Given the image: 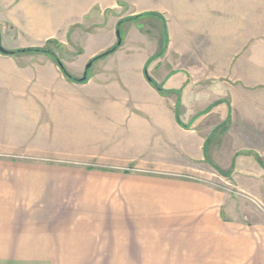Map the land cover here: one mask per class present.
Here are the masks:
<instances>
[{
  "label": "crops",
  "instance_id": "1",
  "mask_svg": "<svg viewBox=\"0 0 264 264\" xmlns=\"http://www.w3.org/2000/svg\"><path fill=\"white\" fill-rule=\"evenodd\" d=\"M171 3L158 56L170 67L157 68L156 85L181 114L168 96L126 91L140 83L157 94L147 60L122 68V82L107 67L77 82L47 53L0 52V264H264V212L241 197L264 207V167L248 157L231 178L223 170L220 179L237 192L194 176L204 171L196 162L208 163L206 140L218 122L209 127L206 113L217 101L226 111L213 119L227 117L242 144L233 155L264 159V0ZM0 8L9 16L0 31L22 33L10 51L56 39L76 52L80 33H107L79 51L86 60L115 45L124 18L94 21L120 8L116 0H0ZM239 58L255 65L247 75L234 69ZM52 73L66 86H90L88 95L52 96ZM256 90L259 97L248 94ZM36 153L74 154V165L20 156ZM245 169L256 176L237 181Z\"/></svg>",
  "mask_w": 264,
  "mask_h": 264
},
{
  "label": "rangeland",
  "instance_id": "2",
  "mask_svg": "<svg viewBox=\"0 0 264 264\" xmlns=\"http://www.w3.org/2000/svg\"><path fill=\"white\" fill-rule=\"evenodd\" d=\"M181 1H184V0H181ZM116 3L117 5L120 6V8H117L116 10L107 11L104 14V17H102L103 20L99 18V16H96V19L94 20L96 24H99V25H101L102 23L105 24L108 21H110L109 19H112L114 15L117 16V15L122 14L123 15L122 17L127 18L129 16H126V15H128V13L133 10L138 11L141 9H145V11L144 10H141V11L155 12L157 13V15H143L137 19L122 21L119 24V27L117 28L119 30V35L121 38V44L119 47H121L122 49H119L120 51L118 50L116 52L109 53L108 55L94 61L91 67L88 69L87 79L95 71H100V70H103L102 67L104 68L107 67V68H113L114 74L116 75L118 74V77H120L119 81L122 82V76L119 74L120 71L122 72V68L132 67V66L144 63L147 60V64L145 65L146 66L145 71L147 74L145 75L144 73V75L145 77L148 76L154 84L156 83L158 84L159 83L158 75L160 74L156 72L157 68H163V65H167L170 67V59H165V61H162V59L158 58L156 54H159L165 48L167 30H166V24L163 22L162 17L163 18L171 17V12L173 11L171 0H116ZM139 13H142V12H139ZM0 18L7 20V21L9 20L8 12L6 9L4 10L0 8ZM171 26H172V23H171ZM106 34L107 33H105L104 31L96 32L95 35L88 37V35L84 33H80L78 36L79 38L78 41L80 43L77 45V47L80 49L78 50L76 47L75 48L76 52H69L66 49L67 46L65 44L63 45L61 42L57 41L56 39H47L40 46H32V47H27V48H43L45 46L49 47L59 57V59L62 61V63L66 67L67 71L74 78H80L83 74L84 67L93 57L110 49L108 48L104 50L103 52L86 60L85 54L89 48V44H92L94 42L101 43L106 38ZM21 38H22V33L18 34L12 31L5 32L3 29L0 31V44L6 50H11L10 48H7L8 46L20 43ZM80 50H83L85 54L83 55V52L81 54H78L80 53L79 52ZM29 53H41V52H29ZM76 54L80 56L76 57L75 56ZM204 60L206 61V57H204ZM72 62H74V64ZM244 62H245V58L237 59L234 69L235 71H241L244 75H247L248 71H252L255 65H252L251 67H249L247 63H245L244 65ZM70 63H72V65H70ZM159 64L162 65V67L159 66ZM74 68H77L78 72L73 71ZM52 75L51 77H52V81L54 85V87L51 89L52 96L54 95H61V96L88 95L90 86L88 87L84 86L81 88L69 87L63 84L61 76L56 77L54 76L53 73ZM103 75H105V73ZM116 75H114L115 78L117 77ZM256 80H258V78H255L254 81H245V82L253 83ZM133 81H135V79L130 78V82L132 84H133ZM113 82H115V80ZM134 86L135 85L129 86V84H125V87L127 89L126 91L127 92L131 91L132 92V93L130 92L131 95H135V90H133V88L134 89L137 88L136 89L137 92H141L143 96H147L149 99L156 95L159 96V94L165 97L168 96L166 100L168 105L171 106L173 110L174 108H176L175 111H177V113L179 114H181V112L183 111V106L179 104L177 106H173L172 104V101L174 100L172 98L173 96L169 92L167 93V90H165L164 93L157 92V94H155L154 91H150L149 89L148 91H145L143 87L140 85V83H137L136 86L135 87ZM214 87L215 88H212L211 92H218L219 90H217L218 88L216 84H214ZM37 92L47 93L45 89L37 90ZM248 94H251L253 97H259L260 90H256L254 91V93H248ZM113 95H119V94L115 92ZM125 95H128V93ZM214 97L215 96H212V99H214ZM199 108L200 106H193L192 110L194 111ZM218 111H222V113H225L226 111L225 105H223L221 101L220 102L217 101V103L213 105L211 109L208 110L206 113V116L208 115L207 116L208 126L209 127L213 126L214 123L218 122V128L208 135L207 140H206L205 151L208 156L207 158L210 159L211 162L213 161V163L219 166L222 170L227 171L230 175L229 177L231 178L233 175V171L236 169V167H240L242 160H245L248 157H251L254 159L255 154L247 152L248 150H246V151H241V152L238 151L233 155V151L236 148H238L239 145L242 146V144L236 143V140H235L236 137L234 133H236L237 128L233 127L232 131H230L232 125H230V121L229 119H227V117H224V118L222 117L221 121L216 120L217 118H215L214 120L213 119L214 115H211V114H216ZM244 129L245 128L240 129L239 132L243 131ZM252 139H253L252 137H245V136H241L239 138L240 142L241 141L245 142L244 145H247V146L252 145V142H251ZM28 155L32 157L36 156L35 159L37 160L45 159V160L56 161V160L61 159L64 161L62 163H65L68 166H73L74 163L72 162L75 159L74 154H59V153H45V154L36 153V154H23V155L20 154L21 157L23 156L26 157ZM262 162L264 163V159L262 160ZM196 166L204 171L196 172V175L194 176L198 178H202L201 176H210L212 181L211 180L209 181L213 182V185L216 188H219V189L229 188L232 191L237 192V190L235 189L236 186L234 187L233 185L229 184V182L228 184H226L224 180H221L220 179L221 174L217 172L210 164L206 162H196ZM240 169L242 168H238L236 170H240ZM250 171L251 172H246V169L243 171H239V172L237 171L238 172V174L236 175V179H238L237 181L241 180L239 179V177L243 176L242 174L243 172H246L245 175H248V176H256L252 170ZM257 183H260V182H257ZM240 195H243V194H240ZM241 197H243L246 200L245 202L247 204L248 203L251 204V205L249 204V206L254 207V208H256L257 205L255 206V204L253 203V199L258 202H261L259 199L255 197H247V196H241ZM257 208L259 209V207ZM262 210L263 209H259L260 212H264V210L263 211Z\"/></svg>",
  "mask_w": 264,
  "mask_h": 264
},
{
  "label": "trees",
  "instance_id": "3",
  "mask_svg": "<svg viewBox=\"0 0 264 264\" xmlns=\"http://www.w3.org/2000/svg\"><path fill=\"white\" fill-rule=\"evenodd\" d=\"M143 15H157V13H155V12H143V13H139V14H136V15H133V16H129V17H127V18H122V19H120L119 21H118V25L122 22V21H125V20H133V19H137V18H139V17H141V16H143ZM112 48V47H111ZM110 48V49H111ZM118 48V47H117ZM116 48V49H117ZM25 49V52H41V53H47L48 55H50L51 56V58L53 59V61L55 62V64L58 66V68H59V70L61 71V73L64 75V77L66 78V79H68L69 81H77V78H74L68 71H67V69H66V67L64 66V64L62 63V61L59 59V57L55 54V52L52 50V49H50L49 47H47V46H45V47H43V48H24ZM110 49H108V50H110ZM115 49V50H116ZM108 50H106L105 52H107ZM114 50V51H115ZM113 51V52H114ZM163 51V50H162ZM160 52L159 54H156L157 56H160L161 55V53H163V52ZM15 53H19V51H16L15 50ZM104 53V52H103ZM112 53V52H111ZM102 54V53H101ZM100 55V54H99ZM99 55H97V56H99ZM107 55V54H106ZM106 55H104V56H106ZM97 56H95V57H93V58H96L94 61H96V60H98V59H100V58H97ZM103 56V57H104ZM149 81V83L151 84V86L153 87V88H155L158 92H162L161 91V89H160V87L158 86V85H156V84H154L151 80H148ZM254 157H255V159L257 160V162L260 164V165H262L263 167H264V164H263V162H262V160H261V158H259V156L258 155H254ZM207 162L217 171V172H219L221 175H223V174H225V172L219 167V166H217L216 164H214L213 162H211V161H209V159L207 160Z\"/></svg>",
  "mask_w": 264,
  "mask_h": 264
},
{
  "label": "water",
  "instance_id": "4",
  "mask_svg": "<svg viewBox=\"0 0 264 264\" xmlns=\"http://www.w3.org/2000/svg\"><path fill=\"white\" fill-rule=\"evenodd\" d=\"M116 36H117L116 44H115L110 50H108L107 52H104V53L100 54L99 56H97V58H102V57H103L104 55H106V54L108 55L109 53L113 52L117 47L120 46V44H121V38H120L119 30H118V29L116 30ZM16 51H19V53H23V52H25V49L22 48V49H18V50H16ZM0 52H1V53H4V54H14V53H15V51H10V50H6V49H4V48L1 46V44H0ZM95 59H96V58H92V59L86 64V66H85V68H84V71H83V74H82V76H81L80 78H77V82H83V81L86 80L88 69L91 67V65H92V63L94 62ZM144 73H145V75L147 74L146 71H145ZM146 78H147V80H150V78H149L148 76H146Z\"/></svg>",
  "mask_w": 264,
  "mask_h": 264
},
{
  "label": "built area",
  "instance_id": "5",
  "mask_svg": "<svg viewBox=\"0 0 264 264\" xmlns=\"http://www.w3.org/2000/svg\"><path fill=\"white\" fill-rule=\"evenodd\" d=\"M255 205H257V207H259L260 209L264 210V207H263V205L260 202L255 201Z\"/></svg>",
  "mask_w": 264,
  "mask_h": 264
}]
</instances>
